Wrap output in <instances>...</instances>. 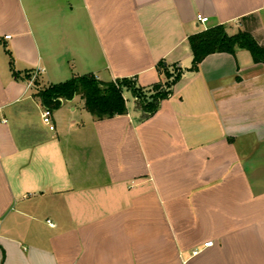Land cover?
Listing matches in <instances>:
<instances>
[{
	"label": "crops",
	"instance_id": "obj_1",
	"mask_svg": "<svg viewBox=\"0 0 264 264\" xmlns=\"http://www.w3.org/2000/svg\"><path fill=\"white\" fill-rule=\"evenodd\" d=\"M219 25L264 44V0H0V264H264V65L191 71L188 38ZM161 64L182 74L145 120L74 96L42 122L39 89L148 87Z\"/></svg>",
	"mask_w": 264,
	"mask_h": 264
},
{
	"label": "trees",
	"instance_id": "obj_2",
	"mask_svg": "<svg viewBox=\"0 0 264 264\" xmlns=\"http://www.w3.org/2000/svg\"><path fill=\"white\" fill-rule=\"evenodd\" d=\"M187 41L192 54L191 71H197L200 63L210 55H234L237 50L248 51L254 64L264 65V47L247 30H239L230 35L227 27L219 25L190 36ZM175 69L176 72L173 73ZM159 70L162 71L164 80L148 87L138 86L134 78L102 82L93 75H83L39 89L36 97L44 108L53 111L59 108L61 101L78 96L87 113L96 120H103L127 113L124 93H128L135 109L141 114V120H145L155 114L161 101L171 95L172 87L182 74L181 69L176 66L168 70L161 64Z\"/></svg>",
	"mask_w": 264,
	"mask_h": 264
},
{
	"label": "built area",
	"instance_id": "obj_3",
	"mask_svg": "<svg viewBox=\"0 0 264 264\" xmlns=\"http://www.w3.org/2000/svg\"><path fill=\"white\" fill-rule=\"evenodd\" d=\"M197 21H198V23L205 24L207 22V18L198 15L197 16ZM43 71H44L43 69L38 68L30 75V79H29V81L27 83V87L28 88L34 86L35 81L37 80L38 76ZM51 115H52V111L51 110H49L47 108H43V111H42V122H43L44 125H46L48 127V129L50 131H53L54 130V126H53V124L51 122ZM209 245H211V243L204 244L205 247H208ZM197 253H198L197 251L193 252L194 255H196Z\"/></svg>",
	"mask_w": 264,
	"mask_h": 264
},
{
	"label": "rangeland",
	"instance_id": "obj_4",
	"mask_svg": "<svg viewBox=\"0 0 264 264\" xmlns=\"http://www.w3.org/2000/svg\"><path fill=\"white\" fill-rule=\"evenodd\" d=\"M261 46H264V44L263 43H259ZM263 44V45H262ZM244 52V55H247L248 57H251L250 56V54H249V52L248 51H246V50H243ZM176 72V69L175 70H173V73H175ZM124 97H129V99L131 98L130 97V95L128 94V93H124ZM132 99V98H131Z\"/></svg>",
	"mask_w": 264,
	"mask_h": 264
}]
</instances>
